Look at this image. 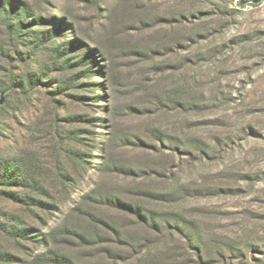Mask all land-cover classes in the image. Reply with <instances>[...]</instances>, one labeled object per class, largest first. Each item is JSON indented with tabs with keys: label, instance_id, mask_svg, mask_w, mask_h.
<instances>
[{
	"label": "rangeland",
	"instance_id": "374dc122",
	"mask_svg": "<svg viewBox=\"0 0 264 264\" xmlns=\"http://www.w3.org/2000/svg\"><path fill=\"white\" fill-rule=\"evenodd\" d=\"M0 264H264V0H0Z\"/></svg>",
	"mask_w": 264,
	"mask_h": 264
},
{
	"label": "water",
	"instance_id": "95a60500",
	"mask_svg": "<svg viewBox=\"0 0 264 264\" xmlns=\"http://www.w3.org/2000/svg\"><path fill=\"white\" fill-rule=\"evenodd\" d=\"M2 103H3V100L0 99V104H2Z\"/></svg>",
	"mask_w": 264,
	"mask_h": 264
},
{
	"label": "trees",
	"instance_id": "16d2710c",
	"mask_svg": "<svg viewBox=\"0 0 264 264\" xmlns=\"http://www.w3.org/2000/svg\"><path fill=\"white\" fill-rule=\"evenodd\" d=\"M1 105V104H0Z\"/></svg>",
	"mask_w": 264,
	"mask_h": 264
}]
</instances>
